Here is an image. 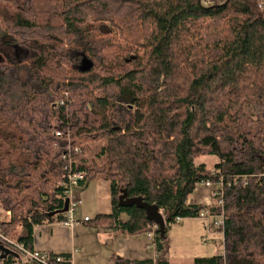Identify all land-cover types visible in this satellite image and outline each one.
<instances>
[{
	"label": "trees",
	"instance_id": "16d2710c",
	"mask_svg": "<svg viewBox=\"0 0 264 264\" xmlns=\"http://www.w3.org/2000/svg\"><path fill=\"white\" fill-rule=\"evenodd\" d=\"M215 2L0 0V206L12 213L0 218L9 236L33 249L35 226L66 219L60 181L71 164L85 183H111L112 211L93 225L153 231L143 208L121 204L127 198L163 213L156 257L114 264H171L169 226L220 210L216 197L188 203L207 181L223 184L225 253L193 264H264V0ZM1 46L24 54L12 60ZM96 148L102 164L87 160ZM203 155L218 158L213 168L197 163Z\"/></svg>",
	"mask_w": 264,
	"mask_h": 264
},
{
	"label": "crops",
	"instance_id": "0c3cea01",
	"mask_svg": "<svg viewBox=\"0 0 264 264\" xmlns=\"http://www.w3.org/2000/svg\"><path fill=\"white\" fill-rule=\"evenodd\" d=\"M215 188L213 184L212 186L204 183L199 184L189 196L188 203L211 205L213 203L212 192ZM77 192L82 198L81 208L79 207L76 213L80 223L72 227L62 222H45L35 226L33 249L50 254L65 255L67 259L72 257L73 264H114L116 258L145 259L156 257L155 248L148 234H122L111 228L93 225V220L97 215L110 214L112 211L111 183L109 180L102 177L93 179L78 188ZM1 210L3 214H0V217L3 216L7 219L11 217L12 213L9 216L6 213L7 210L3 208ZM85 217H90V220L84 221ZM123 217L127 218L126 215ZM202 218L207 217L189 219L197 221ZM208 220L210 221L208 224L202 223L206 231H211L212 228L218 230L213 223L214 218L209 217ZM197 235L203 238L206 232L200 230L197 231ZM203 244L202 242V246ZM191 248L193 249L186 250L191 251L188 256L173 255L169 249L168 258L171 264L186 262L193 264L194 259L208 258L219 254L216 251L212 254V247L209 248V244L202 248L199 246H192ZM181 260H186V262Z\"/></svg>",
	"mask_w": 264,
	"mask_h": 264
},
{
	"label": "built area",
	"instance_id": "2783aa9c",
	"mask_svg": "<svg viewBox=\"0 0 264 264\" xmlns=\"http://www.w3.org/2000/svg\"><path fill=\"white\" fill-rule=\"evenodd\" d=\"M201 5L205 7H209L214 5L216 2L215 0H200ZM56 135L58 137H63V133L61 131H56ZM86 172L85 171H75L71 170V164L67 165L64 169V173L61 177L60 184L66 188L65 194L66 199H68V209L66 213V219L62 221L67 226H75L80 223V219L77 218L76 213L78 208L82 205V198L78 195L77 189L84 186L86 183ZM204 184L208 186L215 185V189L212 192V196L216 197L218 200V205L220 206V210L217 214H210L209 211H203L200 214V217H212L214 218V225L222 232L223 241L224 240V229L225 223L230 219L229 213L224 209V199H223V184L222 182H211L207 181ZM9 216L11 215L10 211L6 212ZM90 217H85L84 221H89ZM177 221H182L181 218H178ZM1 218H0V244L6 246L7 248L17 252L19 256L23 259V261H30L36 264H73L72 257L69 259H65L61 255L50 254L46 252H42L35 249L28 248L24 243L17 241L13 237L9 236L4 228L1 225ZM158 225L153 226V231L148 233L149 239L151 241L154 240V231ZM205 242L208 241L207 238L204 240ZM221 253H225V246H223ZM225 257V256H224Z\"/></svg>",
	"mask_w": 264,
	"mask_h": 264
},
{
	"label": "rangeland",
	"instance_id": "374dc122",
	"mask_svg": "<svg viewBox=\"0 0 264 264\" xmlns=\"http://www.w3.org/2000/svg\"><path fill=\"white\" fill-rule=\"evenodd\" d=\"M1 52L4 55H8L12 58V60H18L21 55L24 54V50L16 47L8 48L6 46H1ZM104 157L100 156V149H97L94 152H88L87 160L88 162L95 160L97 163L102 164L105 160ZM218 161V158L215 155H203L197 158V163H205L208 168H213L215 163ZM81 208V207H80ZM0 206V214L2 213ZM79 209V208H78ZM207 218H202L200 220L195 221V219H184L180 223H175L169 226L168 228V236L170 242V252L173 255L177 256H188L191 251H186L187 249H193L192 246L206 247L209 244V248L212 247V254L214 252H220L224 246L223 235L222 232L218 229H211V231H206L203 227L202 223H209L210 221ZM203 230L206 232V235L200 237L197 235V231ZM205 238L208 239L205 242ZM204 243L202 246V242ZM169 252V253H170ZM169 255V254H168ZM182 262H186V260H181ZM182 263V264H187Z\"/></svg>",
	"mask_w": 264,
	"mask_h": 264
},
{
	"label": "water",
	"instance_id": "95a60500",
	"mask_svg": "<svg viewBox=\"0 0 264 264\" xmlns=\"http://www.w3.org/2000/svg\"><path fill=\"white\" fill-rule=\"evenodd\" d=\"M121 204L123 206L136 205L139 208H143L146 211L147 218L155 222L160 227V231L164 233L166 226L165 219L162 211L159 209L158 206L145 202L141 197L122 199ZM67 209H68V199L65 200V205L64 208L61 210V212L65 213ZM0 252H1L0 259H6L8 258V256L19 257V254L17 252L1 244H0Z\"/></svg>",
	"mask_w": 264,
	"mask_h": 264
},
{
	"label": "bare ground",
	"instance_id": "6f19581e",
	"mask_svg": "<svg viewBox=\"0 0 264 264\" xmlns=\"http://www.w3.org/2000/svg\"><path fill=\"white\" fill-rule=\"evenodd\" d=\"M113 257V256H112Z\"/></svg>",
	"mask_w": 264,
	"mask_h": 264
}]
</instances>
